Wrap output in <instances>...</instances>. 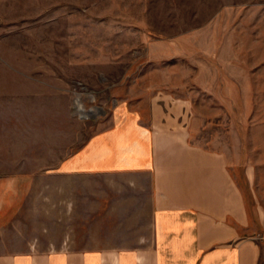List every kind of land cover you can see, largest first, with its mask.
Here are the masks:
<instances>
[{"label":"rangeland","instance_id":"rangeland-1","mask_svg":"<svg viewBox=\"0 0 264 264\" xmlns=\"http://www.w3.org/2000/svg\"><path fill=\"white\" fill-rule=\"evenodd\" d=\"M11 51L46 83V172L14 222V250L112 243L100 179L60 183L53 168L118 110L162 95L188 104L191 143L227 154L249 209L264 210V0H0V56Z\"/></svg>","mask_w":264,"mask_h":264},{"label":"crops","instance_id":"crops-1","mask_svg":"<svg viewBox=\"0 0 264 264\" xmlns=\"http://www.w3.org/2000/svg\"><path fill=\"white\" fill-rule=\"evenodd\" d=\"M12 54L0 56V264H261L264 210L249 209L227 154L191 143L188 104L164 95L118 110L53 168L60 183L100 179L97 208L112 243L14 250V222L46 172V83L43 70L15 65ZM31 145L33 170L22 162ZM250 177L244 170L248 187Z\"/></svg>","mask_w":264,"mask_h":264}]
</instances>
